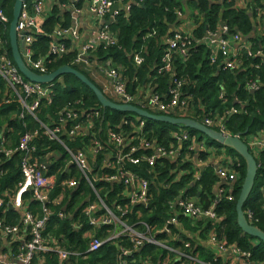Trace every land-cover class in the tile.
<instances>
[{
  "label": "built area",
  "instance_id": "obj_1",
  "mask_svg": "<svg viewBox=\"0 0 264 264\" xmlns=\"http://www.w3.org/2000/svg\"><path fill=\"white\" fill-rule=\"evenodd\" d=\"M71 1L73 4L79 5L82 2V0ZM170 1L172 0H168V2ZM209 1L214 4L231 6L234 0ZM83 2L87 3L89 12L99 22L108 16L114 4L111 0H83ZM75 8L77 9V7ZM236 8L250 12L253 16L252 20L256 33L254 35L264 37V25L261 23L264 16V0H248L247 5L240 0L239 8L237 6ZM74 12L76 11L74 10ZM181 13L176 10L177 21L178 18H183ZM46 14L47 9L44 0H24L16 27L18 36L21 37L24 44L21 56L25 64L39 75L47 74L49 55L59 57L70 52L63 42L54 41L50 44L45 58L34 59L33 46L37 37L43 34L40 22ZM117 15L118 12H115L111 20H114ZM189 17L198 19V23L178 22L164 40L166 50L161 58V64L156 70L159 76L167 74L169 78L163 94L153 90L152 82L154 79L151 80V85L146 87L148 90L146 91V88L143 90V95L139 92V86H136L135 94H131L127 89L123 70H116L112 59H108L103 63L93 62L98 72L104 74V80L101 82L104 88L103 92L111 95L119 103L135 105L142 109L147 106L156 114L160 113L175 117L177 114L187 112L192 98L183 91L188 86L189 81L175 75L174 63L177 60L185 63L195 45L208 48L210 65H218V70L223 72L237 73L243 71L246 64H249V68L253 70H259L261 64L264 63V46L262 44L257 45L249 38L242 37L239 32H230L225 24H220L215 30L206 29L201 36H196L199 25L203 24V17L196 9L188 12L186 19ZM7 23L8 20L0 5V25L4 26ZM110 24L111 22L102 23L96 29V32L82 44H80L79 30L73 25L67 29H57L54 36L58 40L72 41L76 55L71 64L92 66L91 58L99 46L107 47L117 43V37L111 31ZM151 35L154 36L155 32L153 31L148 37ZM6 43V40L0 36V78L21 104L22 112L19 120H24L23 110H25L37 121L40 128L34 133L22 134L14 150L0 148V154L5 159H10L16 153L20 154V169L23 175V181L18 183L16 191L14 193L6 191L3 193V199H0V208H3V214H7L8 207L9 211L14 212L19 217V222L15 225H8L0 219V264H34V257L40 254L56 255L59 264L67 263L72 257L86 261L83 253L66 251L57 241L45 238L43 234L49 219L53 215L51 207L61 206L65 199L66 189H78L81 181L74 177L63 181L62 191L56 197L50 199L55 178L48 175L50 164L39 159L37 149L33 145L40 133L49 140H56L60 144L63 143L60 138L62 135H66L68 139L77 138L78 135L90 137L89 143L76 153L63 146L70 159L69 165L73 164L75 166L80 179L90 188L91 193L97 200L89 203L83 210L88 225L96 231V233L84 236L89 240L87 253H94L104 245H110L116 247L117 250L115 264H134L136 261L139 264H186L185 262L187 264H258L252 260L250 252L243 251L235 244H229L223 237L219 238L215 228L216 225L221 226L224 221V216L220 215L217 210L222 196L227 193L232 194V186L236 180L235 171L230 170L228 172V170L221 167L216 169L215 175L218 182L221 180V185L216 190L217 196L212 205L205 209L202 205L197 204L194 199H188L185 191H181L179 196L167 199L163 203L157 202L155 193L158 194L161 189L157 182H151L142 176H138L125 167L126 162L133 167L145 163L148 167L153 168L157 160L169 159L175 161L180 157V149L183 145L187 146L189 153H194V156L198 158L202 152H215L216 150L213 147L207 148L203 140L198 143L196 137L191 138L183 128H179L177 132L172 134L174 143H171L168 147L159 146L146 140L143 134L144 121L136 117L137 124L131 125L134 136L139 141L141 149L149 151L150 154L135 158L133 154L136 152L137 147L132 146V144L136 138L132 139L122 133L108 132L107 144L109 145L106 146L100 140L94 138L92 122L67 129L68 123H75L79 117L84 115L75 105L66 107L60 113L58 125L49 127L40 123L36 117V112L45 102H50L52 89L27 81L15 64L4 54ZM133 63L135 68L142 66L144 63L143 56L139 53L133 55ZM261 87L262 84L258 78L249 80L245 85L246 90L250 93L257 92ZM222 99H224L223 96ZM77 104L83 106L80 101ZM237 104L243 111L244 105L239 102ZM237 112L238 109L230 108L225 116L204 119L202 124L225 135H230L224 124L225 117L234 115ZM0 140L1 146H3L6 141L5 136L1 135ZM246 145L257 162V158L264 153V134L249 137ZM109 147L113 149H109ZM105 149H107L104 153L106 156L101 167L114 172V174L92 176V168L96 165L98 156ZM69 165L66 164V173L70 172L67 169ZM98 181H104L111 186L119 185L121 189L118 196L121 203L116 201L109 208L101 200L97 189L94 187V183ZM262 183L260 191L264 198V181ZM221 186H224L225 189ZM162 188L167 189L169 186L162 183ZM28 195H30L29 199L40 204L41 209L37 211L27 209L28 205L24 198ZM228 199L230 200L231 197ZM156 204L163 207L167 214L161 226L151 225L143 219L145 215L152 216ZM10 207H12V210H10ZM57 215L60 219H63L64 212L60 211ZM245 215L251 223L253 220L252 214ZM206 224H211L214 228L207 231L205 237H201L200 230ZM75 227L80 228V226ZM100 231L107 235L104 240L97 237V232ZM193 242L211 251V260L207 261L200 258V252L195 248L197 246L192 249ZM3 243L11 253H2L4 250ZM144 246L161 250L163 256H160L155 263L147 256L136 258ZM13 247H16L17 251L13 252ZM37 264L41 263L37 262Z\"/></svg>",
  "mask_w": 264,
  "mask_h": 264
},
{
  "label": "trees",
  "instance_id": "obj_2",
  "mask_svg": "<svg viewBox=\"0 0 264 264\" xmlns=\"http://www.w3.org/2000/svg\"><path fill=\"white\" fill-rule=\"evenodd\" d=\"M113 3L128 0H111ZM129 7V11H120L115 17L113 23L110 24L111 31L117 37V43L112 46H99L91 58L97 63H103L108 59L113 60L114 68L122 69L124 79L128 91L135 94V88L144 81L152 82L153 90L159 94H163L168 84L167 74L159 76L156 73L157 68L161 64V58L166 50L164 40L168 37L169 28L176 23L175 12L181 9V0H158L151 2L149 0H134ZM15 0H2L0 5L3 9L8 23L4 26L0 25V36L6 40L4 45V54L12 62V53L9 46V22L12 17V10ZM125 4V3H124ZM189 6L200 11L203 17V24L199 25L196 36H201L206 29L215 30L220 24H225L230 32H239L242 37L249 38L264 46V37H257L254 34V24L247 15V11L239 9H231L230 6L214 4L209 0H195ZM192 9V8H191ZM192 11V10H191ZM71 15L63 14L58 6H53L46 14L45 18L40 22L42 35L37 37L33 46L35 55L34 59L45 58L49 51L51 37L57 29H67L71 26ZM264 25V16L263 22ZM154 36H149L152 32ZM60 42L65 44L66 49L70 52L64 53L61 56L48 57L47 74L54 72L60 67L71 66L74 69L84 74L91 82H93L102 92V85L91 78V76L81 69L86 65L71 64L76 55L73 50L71 40L60 39ZM139 53L144 58V63L139 68H135L133 63V55ZM175 75L178 78H186L189 81L187 87L183 91L192 98L189 108L185 114L178 116H186L192 120L203 123L204 119H215L225 116L230 108L238 109L234 115L225 117V127L231 136L243 133L248 130V135L264 134V63L261 64L259 70L249 68L246 64L243 71L232 73L218 70L217 66H211L209 63V50L204 46H194L189 59L182 63L177 60L174 63ZM90 67V66H87ZM86 67V68H87ZM92 67V66H91ZM98 71L97 67H92ZM258 78L262 87L257 92H248L245 88L249 80ZM52 89L50 102H45L36 112L38 121L46 126L54 127L58 125L60 113L68 106H76L84 115L79 117L75 123H68L67 129L75 126H83L87 122H92L94 126L93 134L95 139L100 140L106 146L108 141V132L122 133L132 139H135L132 124L136 125V116L120 113L117 111L103 109L94 94L84 86L79 80L71 75L59 77L53 83L44 85ZM108 98V93H104ZM226 95V96H225ZM222 96L224 99H222ZM238 100H235V99ZM31 101V100H30ZM80 101L83 106L77 104ZM237 102L244 105V109H240ZM77 104V105H76ZM145 110L150 113L152 110L145 106ZM22 112L21 104L17 98L8 90L5 82L0 78V136H5V144L0 148L14 150L19 142V139L24 133H34L39 130V124L35 123L30 117L20 121L19 117ZM160 114V113H158ZM103 120V121H102ZM144 121L143 134L146 140L152 141L159 146L168 147L174 143L172 134L177 132L180 127L171 126L151 120L141 119ZM191 138L196 137V141L200 143L203 139L206 140V147H213L217 152L223 150L226 156L232 161L233 169L237 178L232 186V194H225L220 200V205L217 212L224 216V221L221 226H215L218 237H223L229 244H235L243 251L252 254V260L258 264H264V244L254 238H251L241 232L237 226L235 205L241 191V186L245 178V163L242 158L234 151L223 148L221 145L212 141L205 136H198L196 131L184 129ZM195 136V137H194ZM77 138H67L62 135L61 141L68 149L73 152H78L83 149L90 141V137L76 136ZM33 145L37 149V154L41 161L50 163L48 175L53 176L54 188L51 191L50 199L56 197L62 191L63 181L70 177L77 178L81 181L78 189L68 190L65 192V199L61 206L51 207L53 215L47 225L44 236L53 237L63 240L64 244L61 247L71 252H83L86 250L89 240L84 236L87 233L93 232L87 223V218L83 215V210L89 203L96 202L95 196L91 193L90 188L80 179V175L76 171L73 164L69 165V157L65 150L56 142L50 141L43 134L34 141ZM132 146H136L137 150L133 154L135 158L149 155V151L141 149L140 143L135 139ZM109 149H113L109 147ZM107 149L98 156L96 165L92 168V176L113 175L114 172L102 169L101 164L105 158ZM128 150V149H127ZM209 152H202L199 155V160L206 159ZM194 153H189L187 146L183 145L181 155L175 161L169 159L157 160L153 168L148 167L145 163L138 167H133L126 162L125 167L132 173L142 176L151 182L156 181L161 188L158 194L155 193L157 202L163 203L167 199H173L179 196L181 191H185L188 199H194L197 204L208 209L215 200V185L217 177L211 167L202 171L200 176L196 178V164L193 162ZM19 153L14 154L10 159H5L0 154V199H3L4 192L14 193L18 183L23 179L20 169ZM66 164L69 165L66 173ZM258 172L254 183L253 190L244 204V213L252 214V224L264 232V215L263 206L264 198L260 191L264 181V153L257 158ZM162 183H166L169 188L163 189ZM95 189L101 200L110 208L114 202H120L121 187L119 185L111 186L104 181L94 183ZM153 188V186H152ZM231 197L229 200L228 198ZM30 195L24 199L28 205L29 211H37L41 209L39 203L29 199ZM7 214H3V208H0V219L4 220L8 225H15L19 222V217L12 211L8 210ZM63 211V219L58 217V212ZM34 214H36L34 212ZM167 217L165 209L159 204L152 216L145 215L143 219L151 225H162V221ZM75 226H80L76 228ZM214 228L211 224H206L200 230V236L205 237L206 232ZM103 232H97V237L100 240L106 238ZM4 244V243H3ZM197 246V247H195ZM2 253H11L5 248ZM196 248L200 252V258L207 261L211 260L212 252L198 243H192V249ZM17 251L13 247V252ZM204 252V253H203ZM116 247L104 245L95 253L87 254L86 261L81 258L72 257L65 264H115L116 262ZM150 257L154 263L157 262L160 256H163L161 250L144 246L142 251L136 258ZM34 264H59L58 257L54 254H40L33 259ZM187 264V262H185ZM220 263V261H218ZM134 264H139L135 262Z\"/></svg>",
  "mask_w": 264,
  "mask_h": 264
},
{
  "label": "water",
  "instance_id": "obj_3",
  "mask_svg": "<svg viewBox=\"0 0 264 264\" xmlns=\"http://www.w3.org/2000/svg\"><path fill=\"white\" fill-rule=\"evenodd\" d=\"M24 0H15L12 17L9 23V46L12 53L13 63L17 67L21 75L29 82L47 85L53 83L59 77L64 75H71L79 80L84 86H86L95 96L100 106L103 109H109L117 111L120 113H126L134 115L140 119L151 120L163 124H168L175 127H180L183 129H190L200 133V135L205 136L206 138L215 141L223 148L230 149L238 154L245 163V178L243 180L241 191L239 193L238 199L235 205L236 221L237 226L247 236L254 238L264 244V232L251 224L244 213L243 207L249 198L254 183L257 177L258 164L250 153V150L243 138L247 136L248 130L237 135H225L221 132H218L212 128L206 127L200 122L192 120L190 118H177L169 115H162L156 113H150L145 109L139 108L135 105L119 103L112 98H108L104 92H102L93 82H91L84 74L80 71L74 69L71 66H63L46 75H39L33 72L24 62L21 51L24 47L21 37H18L17 34V24L20 17ZM123 9L122 4L113 5L110 15L115 11ZM103 121V120H102ZM5 244V243H4Z\"/></svg>",
  "mask_w": 264,
  "mask_h": 264
},
{
  "label": "crops",
  "instance_id": "obj_4",
  "mask_svg": "<svg viewBox=\"0 0 264 264\" xmlns=\"http://www.w3.org/2000/svg\"><path fill=\"white\" fill-rule=\"evenodd\" d=\"M241 1H243V3L245 5H247V3H248V0H241ZM187 2H188V0H181L182 7H181V9H177V10L182 12L181 14L183 15V18L182 19L178 18V21L176 18V23L169 28V32H170V30H173L176 27L178 22L185 21L188 12L193 10V7L191 9V6H189ZM44 3L46 6V9H47V13L50 11V8H52L53 6H58L63 14L69 13L71 15V19H70L71 25L76 26L77 29L79 30V35L81 37L80 44L87 41V39L90 36H92L96 32V29L100 25H102V23H103L102 20L99 22L95 17H93V15L89 12V10L87 8L86 2H83L79 5L76 3L73 4V2L71 0H44ZM239 3H240V0H234L232 5L230 6V8L231 9H237L236 6L239 8ZM75 7H77V9ZM74 10L76 12H74ZM247 15L249 16L250 20H252L253 16L250 14V12H247ZM108 19H109L108 17L105 18V20H108ZM252 22H253V20H252ZM253 24H254V22H253ZM93 62H95V61H93ZM95 66H96L95 63H93L92 67H95ZM86 67L87 66L83 67V69L91 76V78H93L94 80H96L97 82H99L101 84V82L104 80V74L99 73L98 71L94 72V69L91 66L87 67V68ZM148 85H151V82L149 83L147 81H144L143 83H141V85H139V84L137 85L140 88V90H139L140 94L143 95V90H145V88ZM147 90L148 89L146 88V91ZM146 91H145V93H146ZM178 115H180V114H177L175 117L187 118L186 116H178ZM251 136H253V135L247 134V136L243 138L244 142L246 143L247 139ZM193 162L196 164V178H198L200 176V174L202 173V171L208 167L212 168V170L214 171V174L216 172V169L220 168V167L228 170V172L230 170L235 171L233 169L232 161L226 156V153L223 150L219 151V153H218L217 149H216V151L211 152L210 155L207 156V158L205 160L204 159L199 160L198 157L194 156ZM235 175H236V173H235ZM236 178H237V175H236ZM220 185H221V180L218 183H216V185H215V192H214L215 197L217 196L216 190H218L220 188ZM225 187L228 188L227 185H225ZM225 187L221 186V188H223V189H225ZM92 233H96V231L93 230V232H90L87 234H92Z\"/></svg>",
  "mask_w": 264,
  "mask_h": 264
},
{
  "label": "rangeland",
  "instance_id": "obj_5",
  "mask_svg": "<svg viewBox=\"0 0 264 264\" xmlns=\"http://www.w3.org/2000/svg\"><path fill=\"white\" fill-rule=\"evenodd\" d=\"M149 1H151V2H157L158 0H149ZM81 3H83V0H82V2ZM125 3V4H124ZM123 3V1H120V2H116V3H114L113 5H115V4H122V6H123V9H120V10H118V11H115V12H120V11H125L126 13L129 11V7L133 4V3H135V1L134 0H128V2L126 1V2H124ZM113 7V6H112ZM192 8V7H191ZM112 9V8H111ZM111 11V10H110ZM114 12V13H115ZM114 13L112 14V15H110V12H109V14H108V20H105V18H107V17H105V18H103L102 19V21H103V23H107V22H111V23H113L114 22V20H115V18H114V20H111V18H112V16L114 15ZM105 20V21H104ZM113 21V22H112ZM185 21H187V22H189V23H197L198 22V19H195V18H193V17H189L188 19H185ZM10 23V22H9ZM18 34V33H17ZM19 37V36H18ZM54 41H59L55 36H53V37H51V42H50V44L52 43V42H54ZM86 42V41H85ZM84 42V43H85ZM50 44H49V47H50ZM73 44V43H72ZM81 69H83V68H81ZM40 85H42V84H40ZM48 85V84H47ZM107 95H109V94H107ZM109 97L110 98H112V99H114L111 95H109ZM24 111V117L25 118H27V117H30L35 123H37V121L27 112V111H25V110H23ZM197 135L198 136H200V133H197ZM50 141H52V142H56V143H58L56 140H50ZM203 141L206 143V140L205 139H203ZM62 148H63V146H66L64 143H62V144H60V143H58ZM181 150V149H180ZM48 163V162H47ZM50 164V163H49ZM49 169H50V165H49ZM49 172V171H48ZM22 177H23V175H22ZM22 181H23V179H22ZM21 181V182H22ZM10 210H12V207H10ZM52 217V216H51ZM49 221H50V219H49ZM48 224H49V222H48ZM47 224V225H48ZM46 228H47V226H46ZM45 231H46V229H45ZM45 231H44V233H45ZM43 233V234H44ZM45 238H48V239H54L55 241H57L60 245H62L63 246V244H64V241L63 240H59V239H56V238H53V237H49V236H46ZM63 248V247H62ZM88 248H89V246L87 245V248H86V250L85 251H83V252H80V253H83V256H85L86 257V255L87 254H91V253H87V251H88ZM64 250H66L65 248H63ZM101 249V248H100ZM66 251H68V250H66ZM69 252H71V251H69ZM97 252V251H96ZM95 253V252H94Z\"/></svg>",
  "mask_w": 264,
  "mask_h": 264
},
{
  "label": "flooded vegetation",
  "instance_id": "obj_6",
  "mask_svg": "<svg viewBox=\"0 0 264 264\" xmlns=\"http://www.w3.org/2000/svg\"><path fill=\"white\" fill-rule=\"evenodd\" d=\"M192 1H195V0H188L187 3H191ZM197 10V9H196ZM198 12H200L199 10H197ZM202 16V15H201Z\"/></svg>",
  "mask_w": 264,
  "mask_h": 264
}]
</instances>
